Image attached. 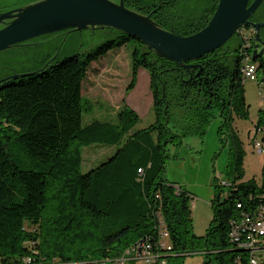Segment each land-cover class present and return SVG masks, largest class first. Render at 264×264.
<instances>
[{
  "label": "trees",
  "instance_id": "trees-1",
  "mask_svg": "<svg viewBox=\"0 0 264 264\" xmlns=\"http://www.w3.org/2000/svg\"><path fill=\"white\" fill-rule=\"evenodd\" d=\"M217 2L124 0V5L186 36L207 24ZM111 30L113 38L86 53L0 84V264L28 259L30 264H111L139 244L150 245L157 264H179L193 253L202 254V264H247V252L230 234L242 214L264 203V182L242 180L244 152L231 120L248 117L242 51L261 72L257 83L264 88V60L251 56L253 41L246 48L236 33L220 48L178 63ZM126 45H131L126 91L135 87L138 70L145 69L153 121L136 128L138 114L122 99L113 119L83 124V114L93 110L82 94L90 66ZM216 115L219 141L229 145L230 185L221 196L223 187L216 181L211 221L204 235H195L189 192L166 179L165 165L169 146L203 137ZM258 116L254 129L264 131V107ZM91 146L113 150L84 169L83 150ZM161 230L170 249L158 243ZM127 264L138 263L130 259Z\"/></svg>",
  "mask_w": 264,
  "mask_h": 264
},
{
  "label": "rangeland",
  "instance_id": "rangeland-1",
  "mask_svg": "<svg viewBox=\"0 0 264 264\" xmlns=\"http://www.w3.org/2000/svg\"><path fill=\"white\" fill-rule=\"evenodd\" d=\"M118 0H115L116 2ZM198 2L191 5L195 6ZM114 33L107 27L85 28L81 30H62L38 36L32 45L0 51V79L5 74L26 70L43 69L55 61H60L74 53L83 54L95 48L103 41L113 38ZM237 43L233 39L231 45ZM34 47L33 51L30 50ZM263 46L258 47V51ZM34 53V61L25 64V56ZM131 45L110 50L104 57L94 62L82 83V94L91 103L93 110L83 114V124L93 118L109 120L124 99L125 104L134 110L139 117L136 128L147 126L153 121L149 77L145 69L138 70L135 87L126 91L130 80ZM264 60V51L261 56ZM258 77L261 72L257 73ZM245 102L248 105V117L234 116L231 127L239 137L244 152L242 161V180H254L261 186L264 182V158L254 150L252 138L260 139L261 132H255L254 122L259 117V110L264 107V88L257 81L243 80ZM220 124L218 115L210 121L203 137L184 138L178 147L169 146L170 158L165 165V177L168 181L187 190L190 195V215L193 233L204 235L212 218L210 201L214 197V184L218 180H226V163L228 143H221L217 135ZM113 148L91 146L83 150V168L87 169L100 159L111 153ZM177 156V158L174 157ZM214 177H216L214 179ZM221 196L226 194L222 188ZM169 243L166 234L164 238ZM201 253H193L183 257L179 264H202Z\"/></svg>",
  "mask_w": 264,
  "mask_h": 264
},
{
  "label": "water",
  "instance_id": "water-1",
  "mask_svg": "<svg viewBox=\"0 0 264 264\" xmlns=\"http://www.w3.org/2000/svg\"><path fill=\"white\" fill-rule=\"evenodd\" d=\"M261 2L218 0L203 28L181 36L159 27L148 16L125 7L123 0H38L14 10L15 13L0 14V21L13 18L0 29V51L13 44L62 30L107 27L135 37L161 57L184 63L220 48L244 25L253 27L255 40L258 44H264L257 33L264 25L248 21ZM263 51L264 48L259 52L254 49L252 56L261 57Z\"/></svg>",
  "mask_w": 264,
  "mask_h": 264
},
{
  "label": "built area",
  "instance_id": "built-area-1",
  "mask_svg": "<svg viewBox=\"0 0 264 264\" xmlns=\"http://www.w3.org/2000/svg\"><path fill=\"white\" fill-rule=\"evenodd\" d=\"M242 54L245 55L243 66L241 67L244 79L259 81L256 65L251 60L250 55L245 51H242ZM255 131L256 133L263 132L261 135H264V131L259 129ZM261 140L262 136L258 140L254 139L253 146L256 153L264 158V145L260 143ZM218 183L220 186L228 188L230 180H218ZM175 194H180L179 189H175ZM159 234V245L170 249V246H167L164 240L166 232L161 230ZM230 238L247 252V264H262L264 262V203L258 205L252 214H242L240 220L235 224ZM130 259H134L138 264H157L158 262L150 251L149 244H139L137 247H130L119 259L110 262L111 264H127ZM160 263L165 264V261L162 260ZM24 264H30V259L26 260Z\"/></svg>",
  "mask_w": 264,
  "mask_h": 264
},
{
  "label": "flooded vegetation",
  "instance_id": "flooded-vegetation-1",
  "mask_svg": "<svg viewBox=\"0 0 264 264\" xmlns=\"http://www.w3.org/2000/svg\"><path fill=\"white\" fill-rule=\"evenodd\" d=\"M36 1H38V0H0V14L6 13V12L15 13L14 10H16V9L22 7V6L34 3ZM116 2H119V0L116 1ZM123 2H124V0H123ZM255 13L257 14V19H255V21H254L253 20L254 19L253 16H254ZM12 20H13L12 17L11 18H5V19L1 20L0 21V29L3 28L4 26H6L7 24H9ZM248 21L250 23H259V24L264 25V0H262L261 4L258 6V8L250 15V17L248 18ZM65 31H67V30H65ZM257 33H258V37L261 39V41H263L264 40V27L261 26ZM255 34H256V31L250 25L242 26L237 32V35L240 38H244V46L246 48L250 47L251 41H253L254 46L252 48V51L254 49H256V51L259 52L260 50L258 51V47L259 46H263L262 48H264V44H261V43L258 44L257 43V41L255 40ZM36 39H37V37H34V38L25 40V41L17 43V44H13V45H11L9 48H7L5 50H9V49H12V48L16 49V48H19V47H22V46H27V45H29V46L32 45L33 46V44L36 42ZM33 49H34V47H32V49L30 48L31 51H33ZM2 51H4V50H2ZM251 56H252V54H251ZM33 58L35 59L34 53H30L29 56H25V61H26L25 64L29 63L30 61L31 62L34 61ZM256 68H257V66H256ZM31 72H33V70H26V71H21V72H14L12 74L11 73L10 74H5L3 76V78L0 79V84L6 82L8 80L13 79L14 77H12V76H14V75L16 76V75H19V74H22V73H31Z\"/></svg>",
  "mask_w": 264,
  "mask_h": 264
}]
</instances>
